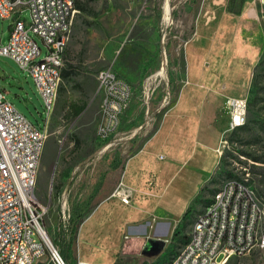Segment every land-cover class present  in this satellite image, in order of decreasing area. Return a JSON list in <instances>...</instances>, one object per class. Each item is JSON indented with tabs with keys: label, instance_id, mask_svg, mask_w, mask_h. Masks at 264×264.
<instances>
[{
	"label": "rangeland",
	"instance_id": "rangeland-1",
	"mask_svg": "<svg viewBox=\"0 0 264 264\" xmlns=\"http://www.w3.org/2000/svg\"><path fill=\"white\" fill-rule=\"evenodd\" d=\"M92 7L95 17L75 10L70 37L72 33L86 35L92 43L101 30L108 39L104 46L111 58L99 63L86 62L77 54L70 56L77 68L60 81L37 168L35 196L41 205L42 227L55 247L54 239L62 223V198L74 219L69 223L71 227L79 216L91 214L102 199L111 197L120 204L107 202L80 229V225L76 228L71 237V256L63 258L66 264L77 263L80 241L96 238L104 242L101 244L106 250L113 247L119 236L118 226L142 214L141 202L135 210L128 208L140 201L136 199L138 191L127 206L121 205L112 193L129 157L148 140L145 150L136 154L129 166L132 172H138L145 163L154 168L155 187L162 193L148 197L143 206L166 209L178 216L204 181L205 189L198 194L200 202L194 205L184 229L186 236L203 207V199L212 196L210 190L216 191L242 167L249 170L254 187L264 198V0H98ZM164 10L165 14L169 10L167 20ZM157 14L160 39L144 50L150 44L144 29H152L149 23ZM22 15L28 23L29 12L25 10ZM8 24V19H0V44L7 39ZM31 35L44 51L41 39ZM147 54H153V69L133 75V94L121 114L118 131L109 138H99L96 125L100 100L89 92L93 81L96 83V73L111 68L128 78L123 73L124 62L132 63V58L136 62ZM83 81L89 88H83ZM0 89L18 112L38 128L43 127L46 110L33 80L15 61L2 55ZM225 96L247 99L248 127L237 135L232 134L234 130H226L228 118L222 106ZM73 105L84 108L74 116ZM238 150L260 157L261 161L254 162ZM155 153L163 155V159H157ZM141 222L134 220L130 226ZM131 229L126 226L127 231ZM260 229L264 232V218ZM161 240L153 250L150 243L143 246L142 239L129 250L121 246L114 264H140L144 260L163 264L176 253L178 244L171 246L169 237ZM37 264L51 263L43 259ZM227 264H264V247L233 256Z\"/></svg>",
	"mask_w": 264,
	"mask_h": 264
},
{
	"label": "built area",
	"instance_id": "built-area-1",
	"mask_svg": "<svg viewBox=\"0 0 264 264\" xmlns=\"http://www.w3.org/2000/svg\"><path fill=\"white\" fill-rule=\"evenodd\" d=\"M25 10L33 12V21L26 22L22 15ZM74 12L73 0H0V19L9 20V33L0 44V55L11 58L28 73L50 115L61 80L48 71L46 60L60 62L64 68ZM31 33L41 39L44 51ZM95 79L100 93L96 134L106 139L118 131L133 89L111 68L100 69ZM223 109L228 117L227 131L234 130V121L246 122V97L225 96ZM49 118L45 117L43 127L38 128L13 107L0 89V264H37L43 259L66 264L42 227L41 205L35 196ZM217 151L220 155V149ZM242 168L235 174L237 183L222 182L228 183V191H220L219 186L218 193L212 194V205L195 215L189 245L176 251L180 252L177 264H226L233 256L264 247V232L260 229L264 198L254 187L249 170ZM112 194L128 204L133 189L121 178ZM65 204L62 198L63 226L70 218ZM76 264L92 263L77 259Z\"/></svg>",
	"mask_w": 264,
	"mask_h": 264
},
{
	"label": "crops",
	"instance_id": "crops-1",
	"mask_svg": "<svg viewBox=\"0 0 264 264\" xmlns=\"http://www.w3.org/2000/svg\"><path fill=\"white\" fill-rule=\"evenodd\" d=\"M97 1L98 0L94 1L92 4H94ZM92 4L89 5L92 9L91 14L86 12V11L78 10L75 7H74V9L79 11L80 13H84L86 15L95 17L96 13L93 10ZM159 20H160L159 14H157V16H155V18H152V20H151L152 23L151 24L149 23V26H152V29L150 30L149 27L147 29H144V33H146V35L149 36V38L147 39V42L150 43V44L144 46V50L146 48L149 50V48L154 46L155 43L158 44V40L160 39V36H161V32H160V29L158 26ZM85 23L90 24V22H88V21H85ZM8 28H9V24H8ZM107 41H108L107 37L104 36L103 33H101V30H100V36L96 37V39L92 43H90V40L88 37H86V35L78 36L75 33H72L71 37L68 41L67 47L65 49V52H64V68H62V70H61V80H62V78H68L72 73H74V71L77 68L73 65V61L71 60V57H70L73 54H77V55L82 56L86 60V62L107 63L108 62L107 60H110V58H111L110 55L107 56L108 54L106 53V50H105V46L107 44ZM102 44H103V46H102ZM132 51L134 52L135 50L133 49ZM153 54H152V57L149 54H147L145 57L142 56V59L138 58V61H136V62L133 58L131 61L132 63H129L128 61L124 62L123 73H125L126 76H128V78L125 76L119 75L118 72H116L113 69L112 70L117 75H119L120 77H122L126 81H128V83H130V85L132 87V80H134L133 75H137L138 73H139V75H143L144 73H150L152 71L153 60H154ZM134 63H137V64L133 65ZM136 68H138V69H136ZM63 72L68 73V75L66 77H63V75H62ZM158 73H160V72H158ZM84 80H86V79H84ZM83 88L84 89L89 88L88 82L83 81ZM132 89H133V87H132ZM89 92L95 94L97 99L100 100V93H98L96 91V83H94V81H93V86H91ZM148 142H149V140L145 143V145L143 146V148L141 150H139L138 152H136L135 154H133L132 156L129 157L127 165H126L127 168L125 167L123 175H122V181L125 184L128 185L129 183H133L134 185H136L135 188L131 187L132 189H134L132 196H135L136 191H138V194L136 195V199L138 198L140 200V201H138V202L136 201L134 203V207H128V208H130L131 210H135L136 208L139 207V202H141L142 205L139 208H140V213L142 212V214L136 216L135 218H131L130 221L128 219L126 223L120 224L118 226L119 227V236H118L114 246L108 248V250H106L104 248V246H103L104 244H101L103 241L100 242V240L96 239V238L94 240H86V242H84V243H82L80 241V244H78V246H77V250H78V258L77 259L78 260L86 261V262H89L92 264H114L115 254L117 252V249H119L121 246H123L124 248H127L129 250V249H131V247L133 245H135V243H138L139 239H142L141 244L143 246H146V244L150 243V249L153 250L157 245H160L162 238L169 237V239H170V236H171L173 230L177 227L179 220H180L183 212L187 208V206L186 205L182 206V208L180 209V212H178V216H173L166 209L163 210V209H160L158 207H145V206H143V203L146 200H148V197L161 195V193H162V192H158L157 188L155 187L156 170L154 168L153 169L148 168L147 164L145 163L142 166V168L138 169V172L137 171L132 172L130 169V166H129L131 163V159L136 154H138L140 151L145 150V147L148 144ZM155 154H156L157 159H159L158 158L159 154L158 155H157V153H155ZM146 166H147V168H146ZM139 171H141V172H139ZM205 179H206V177H205ZM203 182L201 183L200 187L198 188V191H197L195 197L198 196L200 189L203 187ZM214 191L215 190H213V192ZM210 198L209 199H203V202H204L203 207L210 201ZM109 201L119 203L118 201H114V199H112L111 197L100 200L98 202V204L95 206V208L93 209V211L91 212V214H89L88 216H85L84 219L82 220V222H80L79 229L83 224L88 222L94 214H96L98 211H100L103 208V206L106 205L107 202H109ZM128 204H124V203L122 204L121 203V205H123V206H127ZM105 210L107 211V208ZM131 213H133V212H130V217H133ZM134 220H138V221L140 220L142 222H141V224H139V226L138 225L134 226V227L130 226L131 222ZM126 226L132 227V229L127 231ZM93 241H94V243H93ZM167 242H169V241H167ZM177 244H178V248L181 245H183V244H179V243H177ZM165 245H163V246H165ZM105 257H107V258L109 257V259L105 260L106 259Z\"/></svg>",
	"mask_w": 264,
	"mask_h": 264
},
{
	"label": "trees",
	"instance_id": "trees-1",
	"mask_svg": "<svg viewBox=\"0 0 264 264\" xmlns=\"http://www.w3.org/2000/svg\"><path fill=\"white\" fill-rule=\"evenodd\" d=\"M94 1H96V0H74V7L77 8L78 10L86 11V12L91 14L92 9L89 5H91ZM62 75H63V77H66L68 75V73L63 72ZM83 108H84L83 105H73L72 106V114L74 116L80 114L81 111L83 110ZM247 127H248V123L245 122L242 126L234 129L232 134L237 135V132L244 131L245 129H247ZM230 140L233 141V137H231ZM75 142L77 144L79 143L78 141H75ZM238 152L241 155L250 157L254 162L261 161L260 157L252 156L246 151L238 150ZM225 154L232 156V153H230V152H226ZM234 158H237V157L234 156ZM221 161H222V159H221ZM252 166H255V165H252ZM227 173L229 175H233V173L230 171H228ZM59 187H60V185H57L55 188L59 189ZM204 189H205V187L203 186L200 189L199 193H201V191H203ZM210 192L214 193L213 190H210ZM198 202H200V198L198 196L194 197V199L191 201L190 205H188L187 208L185 209V211L183 212L177 227L173 230V232L170 236L169 244H171V246H173L175 243L184 244V242L186 241L187 236L184 234V229H185L187 223L189 222L188 220H189L190 216L192 215V209H193L194 205ZM84 217L85 216H82V215L79 216L77 219V222H75V225L72 224V227L69 223L73 222L74 219L71 217L69 218L68 222L64 226L61 224V226L58 227V231L56 233L54 242H55L56 246L58 247V251H59L60 255L64 259H69L71 256V239H72L71 237L74 236V234L76 232V228L79 226L80 222H82ZM41 223H42V221H41ZM140 264H159V263L144 260Z\"/></svg>",
	"mask_w": 264,
	"mask_h": 264
},
{
	"label": "bare ground",
	"instance_id": "bare-ground-1",
	"mask_svg": "<svg viewBox=\"0 0 264 264\" xmlns=\"http://www.w3.org/2000/svg\"><path fill=\"white\" fill-rule=\"evenodd\" d=\"M166 5H168V3ZM73 8H74V0H73ZM29 14H30L29 21H33V12H29ZM168 14H169V10H167V14H165V10H164V20H167L169 18ZM46 67H47L48 71L53 73V75L55 77H58V79L61 80V70L63 68L62 63L55 62L53 60H46ZM159 72L161 73V71H159ZM45 110H46V117H49V115H50L49 107H45ZM242 125H243V121H234V129H236ZM225 181H229V183H237V176L228 178ZM220 191H228V183H223L220 186ZM214 193H218V189ZM210 205H212V196L210 198V201L201 209V211L207 210V207H209ZM201 211H199L198 213H201ZM261 212H264V205H261ZM193 229H194V220L190 226L189 232L187 233V240L184 242L183 245H181L178 248L177 251H181V250L187 248V246L189 245V238H191V236H193ZM178 260H180V252H176L174 255H172L164 264H177Z\"/></svg>",
	"mask_w": 264,
	"mask_h": 264
}]
</instances>
